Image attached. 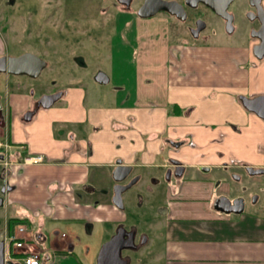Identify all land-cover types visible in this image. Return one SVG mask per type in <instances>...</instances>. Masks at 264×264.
I'll use <instances>...</instances> for the list:
<instances>
[{"label": "crops", "instance_id": "0c3cea01", "mask_svg": "<svg viewBox=\"0 0 264 264\" xmlns=\"http://www.w3.org/2000/svg\"><path fill=\"white\" fill-rule=\"evenodd\" d=\"M122 13L128 18L117 44L127 48L135 43L140 49L143 42L149 40L148 31L142 30V21L145 20L131 11ZM156 16L151 19L156 20L167 33L160 47L161 52L149 57L156 66L152 70L154 83L148 78L149 72L137 67L132 91H126L131 87L125 83L121 88L114 87L113 106L84 105L85 90L67 87L61 100L63 104L41 109L31 120H22L17 116L26 107L27 95L21 88L18 91L12 89L8 99L13 111L12 123L8 125L12 128L8 129L5 124L0 129V138L6 137L13 145L26 146L28 150L15 155L14 160L0 154V172L3 173H0V187L5 188L4 202L0 207L3 218L1 239L7 234V219L23 217L29 220L22 233L23 237L29 238L26 250L34 246L46 249L47 243L40 235V227L34 230L32 223L34 220L40 225L44 223L52 202L58 206L60 222H69L72 229L69 231L74 234L82 228L81 231L86 232L84 237L93 235L96 221L114 227L117 220L124 218L123 213V216L119 214L109 201L92 204L87 195L79 193L78 184L86 179V171L91 166L107 167L112 172L115 162L121 160L122 164L132 168L155 167L164 161L166 154L192 163L194 156L204 152L210 157L208 161L216 164L231 159L254 165L262 163L264 121L243 108L236 98L239 94L249 97L264 95V58L257 59L249 48L240 57L231 56L227 60L222 50H216L221 48L211 47L204 53L203 48L192 47L183 52L180 59H176L178 54L172 55V46L167 39L166 20ZM136 28L139 29L138 35L131 38L129 33ZM190 53L195 55L192 57ZM141 56L140 49L134 58L138 66ZM148 56L146 61L150 60ZM207 63L208 68L204 67L206 69L201 72L202 68L199 69L197 65L206 66ZM187 65L194 66V71L187 73L183 70ZM184 72L200 82L182 86L174 81L169 85V77L181 78L180 74ZM108 77L109 82L111 75ZM208 78L217 81V84L206 83ZM219 85L224 87H215ZM174 87L189 90V95L176 99L174 91L169 90ZM119 89L126 91L122 99H119L122 92ZM185 98L188 102H181ZM168 103L171 107H167ZM174 104L190 110L178 113L173 109ZM56 121L83 122L93 129L88 132L87 139L77 138L74 132L56 139L52 136V126ZM185 134H191L193 143L178 150L169 146L164 139L167 135L174 138ZM34 143L35 153H26L32 151L29 146ZM74 144L79 147L74 148ZM87 144L90 146L88 150ZM28 154H41L44 160L23 163L21 158ZM210 185L208 231L201 232L197 228L185 231L183 226L178 231L173 229L170 250L179 259L178 264H264V219L253 214L245 215L243 210L225 213L213 208L210 202L217 192L214 193ZM228 214L238 216L234 218ZM63 236L65 239L60 242L65 249L68 241L73 240L67 234ZM78 236L82 239L78 244L73 242L74 248L81 244L82 248L86 246V254L93 252L94 242L87 245V242H82L86 240L81 234ZM7 250L6 243L5 252ZM49 258L50 261L44 260L42 264H69V259L80 264L74 255L61 252Z\"/></svg>", "mask_w": 264, "mask_h": 264}, {"label": "flooded vegetation", "instance_id": "af4514ba", "mask_svg": "<svg viewBox=\"0 0 264 264\" xmlns=\"http://www.w3.org/2000/svg\"><path fill=\"white\" fill-rule=\"evenodd\" d=\"M165 1L173 2V4H175L177 7L176 12L170 13L166 10H158L154 15L159 14L161 17H163L166 20L168 29L176 28L177 33L181 36V46L183 44V47L192 46L208 49L211 47L223 48L228 43L227 37H220L219 40H216L215 42L212 38L214 34H217V29H222L226 34L231 35L237 28H241L245 31V36L247 35L246 37L249 38L246 39L247 47L245 49L250 47V42L252 41V54L257 59L264 58V0H231L226 7L225 15L216 13L212 7L207 5L202 0ZM7 2L13 4L15 0H7ZM110 2L111 6H114L118 8L119 11L125 13L130 11H135L136 13L137 9L144 4L146 6V10L155 6L154 0H111ZM134 2L136 3L133 6ZM29 12H32V8H29ZM1 18L4 20L7 18L4 10ZM28 26H31V24L26 25L24 29H26ZM40 28L41 27H39L35 22V25L33 26L34 33H31V36H37L38 34L41 35V31H39ZM28 33V31H25L19 40L18 45L19 47L22 46L21 49L17 48V50L11 54L5 52L0 54V57L5 56L7 59L11 56H20L24 53H31L35 55L34 60L37 61V65H42L37 76L10 74L7 71L0 72L1 113L7 125L12 123L13 120V111L8 100L9 94L12 93L13 88L17 91L21 88L26 92L27 95L26 107L21 110L17 116L22 120H31L41 109H49L53 105L57 104L63 99L65 89L67 88L64 86L68 80L66 74V65L70 57V54L68 53L67 40H65L64 37L58 38L62 47L61 50L55 51L53 50L51 35L38 37V41H31L30 39L33 37L28 40ZM24 40L26 41L23 42ZM241 42L244 43L242 40ZM52 59L57 61L53 66V68H55L53 70L56 76H50L48 79H38L47 68L52 69V65L50 66L49 63ZM35 67L36 65L32 63V70H34ZM98 73L102 72L99 71ZM103 74L108 77V75L105 73ZM180 75L181 78L176 77L172 79L169 77L167 82L171 84L172 82L177 81L180 82L182 86H191L192 84L200 82L198 78H193L186 72ZM11 78H14V81L10 80ZM187 78L189 79V83H184V80ZM205 82L208 84L215 82L217 84V81L210 78L206 79ZM119 87L121 88L122 85H119ZM215 87L224 86L219 85ZM241 96L244 95L239 94L236 100L242 105L243 108L249 112H252L248 110L241 102ZM53 97H57V99L49 107H45V104L53 99ZM246 97L252 98L255 96ZM173 109H175V111L178 113H185V111L187 112L190 110V108H184L185 110L181 109L176 104L173 105ZM27 116H31L30 119H25ZM54 125H56V128H54L57 129L55 136L56 139H62L68 136L70 132H74L77 138L87 139L88 132L93 129L83 122L70 123L56 121L54 122ZM4 127H0V129H3ZM164 139L169 146H172V148L176 150L180 149L184 145L190 146L193 143L191 134L178 135L174 138H171L167 135ZM6 140L9 144V152H11L13 155L22 154L24 151L28 150L26 146L17 147L13 145L7 138ZM88 145L89 144L86 146L87 150L90 149V146ZM73 147L78 148L79 146L74 144ZM0 154L2 155V152H0ZM208 158H210L208 153L204 152L194 156V162L186 163L178 156L166 154L164 161L154 167L161 172L162 182L158 183V178H153V182L155 184H164L165 200L162 203H158L155 207H151L153 216L151 217L150 214L144 223H146V228L149 231L157 232V238L159 239L158 243H160L161 246L158 249L157 246L159 244L156 245L154 242V244L151 245V252L149 251V253H145L149 249L146 248L150 241L146 232H137L135 226H126L124 224V218L119 219L115 222L113 231L111 232L109 238H107L105 241L109 240L113 236L120 237L117 238L116 241L121 244L119 249V257L121 261H123L125 264H178L179 259L173 256L170 250V245L173 241V229L178 231V228L183 226L184 229H186L185 231H191L196 228L201 232H203V230L208 231V184H215L216 188H220L222 184H229L227 188H223L221 192H217L212 196L210 205L215 209L224 206L230 207L229 201L231 203L234 199L236 200L235 206L240 205V201L238 200L241 199V203L244 208L245 184H264V172L254 173L255 169L264 168V156L262 163L258 165L235 159L216 164L208 161ZM1 168L3 169V167ZM213 168L220 170V173L224 174V176L228 175L229 181L224 180L225 178H223V181H221L219 177H216L215 180L214 178L208 177L207 175ZM132 170L133 168L130 166L128 175L122 181L118 182L113 180V186L115 184H130L128 187L130 188L140 179V175L131 174ZM192 170L199 172L200 175H189ZM0 173H2V171ZM243 176H247L249 178L255 177L257 180L253 182L247 180L243 181ZM231 184L241 185H237L235 188H233L234 186L231 187ZM85 187L87 189L83 188V190H80L79 193L85 194L89 197V194H91L90 192H92L93 189L87 185ZM123 192L121 193V196ZM77 200L78 202H81L79 199ZM90 200L92 204L99 202L94 199ZM253 200H255V197ZM111 204L116 208L119 214L122 215L123 213L124 215V205L123 208H118L112 202ZM57 215L58 206L52 202L50 205V212L47 215L48 220L51 221L52 224L55 222H60L61 218H59ZM59 238L55 236L53 238H49L48 236L45 237L44 241L47 243V255L51 257L52 255L54 256V254H58L60 252L66 253L74 255L76 257V261H78L80 264H83L84 262L82 257L79 256L77 246L74 248L73 243H80L79 241L82 238L80 236H74L73 241H68L67 248L65 249L61 246L62 243L60 241L62 238ZM99 248H97L95 253L94 264H96V256ZM30 249L33 251L43 250V248H40L39 246H34ZM110 257H114L111 252H109V258ZM103 264H113V260H110V262L107 261Z\"/></svg>", "mask_w": 264, "mask_h": 264}, {"label": "rangeland", "instance_id": "374dc122", "mask_svg": "<svg viewBox=\"0 0 264 264\" xmlns=\"http://www.w3.org/2000/svg\"><path fill=\"white\" fill-rule=\"evenodd\" d=\"M111 0H15V2L8 3L7 0H0V54L2 52L5 53H13L19 47L18 43L22 34L25 31H28V40L38 41V37H44L45 35L52 36V46L53 50L59 51L61 50V42L58 38L64 37L68 43V53L70 54L69 60L67 61L66 69H67V82L64 85L68 88H82L85 91V99L84 105L94 106V107H109L113 106L114 99V87L119 85H123L124 83L131 88H127L126 91H132L135 86L134 78L136 76V69L140 67L145 72L148 73V78H151L152 82L155 80L152 75V70L156 67L154 62L149 58L150 56L157 55L161 52V45L165 42L166 32L163 31V27L159 25V23L151 18L154 16L147 17V19H143L142 21V30L148 31V41L143 42L140 46L142 50V56L139 58L140 65L138 66L137 62L134 60L139 48L133 43L131 46H121L122 44H117L120 38V31L123 33L125 29V22L128 18V15L123 14L122 11H119L118 8L111 6ZM136 2L133 3V6ZM132 6V7H133ZM29 8H32V12H29ZM6 14L7 18L4 20L2 17V13ZM135 13V11H134ZM160 16L159 14H157ZM156 16V17H158ZM156 19V18H155ZM32 21V23H31ZM36 24L41 27L39 31H41V35L31 36V33H34L33 26ZM117 23V29L116 24ZM28 24L31 26L24 27ZM6 26V27H5ZM134 28V27H133ZM132 28V29H133ZM32 31V32H31ZM245 31L241 28H237L233 34L228 35L222 29H217V34L212 36L213 41L219 40L220 37H227V45L224 48L216 49L215 47L212 49L222 50V55L225 56V59H229L231 56L238 58L244 52L247 42V38L245 36ZM38 33V32H37ZM139 29L136 28L134 32H130L129 36L133 38L135 35H138ZM119 35V36H118ZM228 35V36H227ZM167 39L170 41V45L172 46L171 52L174 56L177 52L176 59H180L181 54L186 53L188 50L192 49V46H185L183 44L181 46V36L177 33L176 28L168 29ZM249 39V38H248ZM123 40V39H122ZM241 40L244 42L242 43ZM24 40L23 42H25ZM249 50L252 52V47ZM18 45V46H17ZM183 47V48H182ZM18 49V50H19ZM208 48H203L204 53H207ZM132 50V54H131ZM200 50V49H199ZM201 51V50H200ZM149 53V56L147 54ZM253 53V52H252ZM193 57L195 54L190 53ZM150 59L149 61L147 60ZM128 58V60H126ZM56 60L52 59L49 63L52 69L47 68L38 79L49 78L50 76H56L54 73L55 68L53 66L56 64ZM213 62V61H212ZM171 64V62H170ZM197 67L202 68L201 72H204L206 68H208V63L206 66L200 64ZM206 67V68H204ZM194 66L187 65L184 66L183 70H186L187 73L189 71H194ZM198 69V68H196ZM101 71L106 75L110 76V80L107 83H100L95 80V75ZM10 80L14 81V78ZM198 80V79H197ZM189 83V79H185L184 83ZM154 83V82H153ZM169 85H171L169 83ZM175 88V89H174ZM169 90H173L175 93V98L180 100L182 97H186L189 95V90L185 88L174 87ZM124 89H119V99L123 98ZM181 102H188L187 98L183 99ZM61 100L55 104V106L61 105ZM63 104V103H62ZM167 107H171L170 103L167 104ZM86 124V123H85ZM56 125L52 126L53 132L52 136L56 138L57 129H55ZM8 129H11L9 125ZM55 127V128H54ZM87 129V127H86ZM3 140V139H0ZM32 148L31 152L26 153H35L36 144H32L29 146ZM38 149V147H37ZM44 150V149H38ZM29 155V154H28ZM4 156H8L5 155ZM22 157L21 161L26 163ZM9 159L14 160L15 157ZM10 161V160H9ZM213 168L211 172L207 175L210 178L219 177L221 181L228 180L229 177L224 176V174L220 173V170H215ZM235 170V169H228ZM131 174L140 175V179L135 182L130 188L122 194V201L124 205V224L126 226L133 225L135 226L137 232H146L149 237V245L146 249L147 252H151V245L159 244L157 248H160L159 239L157 238V232H151L146 228L145 220L151 214L153 216L151 207H155L158 203L164 202V184H155L153 178H158L159 182L161 180V172L154 167H134ZM192 174L194 176H199L200 173L196 171H191L189 175ZM243 181H256L255 177H247L243 176ZM113 178L111 176L110 170L107 167H88L86 171V179L78 184V189L83 190L86 188L85 186H89L93 189L91 194H89L90 199L97 200L99 202L109 201L111 203V193L113 189ZM237 185L241 184H231V187L235 188ZM246 187L244 189L245 195V206L243 209V213L245 215L253 214L255 216H259L264 219V184H245ZM229 184H222L220 188H216L215 184H211L210 188L214 189L215 192H221L225 187L227 188ZM215 187V188H214ZM87 189V188H86ZM255 197V200L253 198ZM2 209H0V237L2 236ZM234 218H237L238 214H228ZM43 224L37 220H34L32 223V229L37 230L39 227L41 229L42 234L45 237L53 238L54 236L59 239H64L65 234L67 237L73 240L74 236H78L81 234L84 240L82 242L92 243L94 242V250L93 252L86 254L85 248L80 245L77 247V251L79 256L82 257L83 264H94V258L96 249L100 246L107 238H109L111 232L113 231L112 225H107L106 222L96 221L94 223V234L91 236H85V231L76 232L75 235L70 229L69 222H55L52 224L51 221L48 220L47 217H44ZM25 225L24 223H20ZM19 225V224H17ZM17 225H15V229L13 228L12 232L17 230ZM26 229V228H25ZM63 232V235H62ZM22 235V233H20ZM19 236V235H18ZM4 239L6 240L5 236ZM81 242V243H82ZM8 242V245L10 246ZM81 246V247H80ZM99 248V247H98ZM36 252V251H35ZM42 256V263L44 262L45 256L47 258L46 249L41 251H37ZM71 263L75 264L73 259H69ZM4 261H10L14 264H22L20 260L12 261L10 259H5L4 253ZM50 261V258L48 259Z\"/></svg>", "mask_w": 264, "mask_h": 264}, {"label": "water", "instance_id": "95a60500", "mask_svg": "<svg viewBox=\"0 0 264 264\" xmlns=\"http://www.w3.org/2000/svg\"><path fill=\"white\" fill-rule=\"evenodd\" d=\"M207 5L213 8V10L221 15L226 14V7L231 0H202ZM155 6L150 7L149 9H145V4L140 6L137 9V15L142 18L153 16L158 10H166L170 13L176 12V5L173 2L165 1V0H154ZM35 55L31 53H24L20 56H11L6 59L5 56L0 57V72L7 71L10 74H25L29 76H37L42 65H37V61L34 60ZM260 56V54H259ZM38 60V59H37ZM34 63L36 65L35 69L32 70L31 64ZM95 79L98 82L107 83L108 77H106L103 73H98L95 76ZM58 97V96H57ZM57 97H53L48 103L45 104V107H49ZM241 102L245 105V107L254 112L264 121V95H258L252 98H248L246 96H241ZM31 116H27L25 119H30ZM5 121L3 119L1 113V105H0V127H4ZM130 170V166L124 165L121 163V160H117L115 162V166L111 172V176L114 181H122L128 175ZM264 172V168H258L254 170V173ZM130 184L121 185L115 184L112 189L111 202L117 206L118 208H123L122 196L121 193L126 190ZM5 192V188L3 186L0 187V207L3 205L4 197L3 194ZM240 205H236V200L234 199L231 203L229 201L230 207H219L218 210L225 213H239L243 210L242 200L239 199ZM120 238L119 236H113L109 240L103 242L98 250L96 256V264H103L105 262H110L113 260V264H125L121 261L119 257V249L121 244L116 240ZM3 240H0V264H14L10 261H4L3 254ZM109 252L114 255V257L109 258ZM47 259V256H45ZM117 261V262H116Z\"/></svg>", "mask_w": 264, "mask_h": 264}, {"label": "built area", "instance_id": "2783aa9c", "mask_svg": "<svg viewBox=\"0 0 264 264\" xmlns=\"http://www.w3.org/2000/svg\"><path fill=\"white\" fill-rule=\"evenodd\" d=\"M0 150H2L7 158H12L14 156L11 152H9V144L6 139L0 140ZM24 161L26 163H38L44 160L43 156L40 154L36 155H28L25 156ZM25 225L19 224L17 225V230L12 234L8 235L6 238L7 243L11 241L10 246L8 245L9 250L5 252V259H10L12 261L20 260L22 264H41L42 257L38 252L28 251L27 242L29 238H25L20 233L25 232ZM19 235V236H18ZM15 249L20 251H15ZM12 250L14 253L12 254Z\"/></svg>", "mask_w": 264, "mask_h": 264}, {"label": "trees", "instance_id": "16d2710c", "mask_svg": "<svg viewBox=\"0 0 264 264\" xmlns=\"http://www.w3.org/2000/svg\"><path fill=\"white\" fill-rule=\"evenodd\" d=\"M28 222H29V220L27 218H23V217H10V218H8L6 221L7 233H12V230L15 227V225L20 224V223L29 224Z\"/></svg>", "mask_w": 264, "mask_h": 264}]
</instances>
